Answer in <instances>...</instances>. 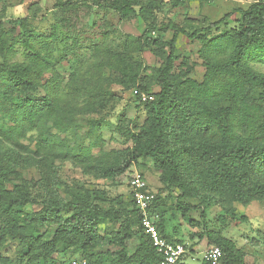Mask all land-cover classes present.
Wrapping results in <instances>:
<instances>
[{
  "label": "trees",
  "instance_id": "trees-1",
  "mask_svg": "<svg viewBox=\"0 0 264 264\" xmlns=\"http://www.w3.org/2000/svg\"><path fill=\"white\" fill-rule=\"evenodd\" d=\"M185 1L170 0L174 7ZM163 3L164 0H113L112 7L122 18L140 15L146 28L140 35L124 33L119 49L105 45L97 53L104 58L100 66L109 69L124 90L134 93L135 89L150 92L152 85L160 88L151 92L153 100L140 101L146 118L132 134V145L124 149L104 151L99 156L93 155L94 146L54 151V145H66L67 141H58L50 134L36 138L40 157L22 151L20 136L37 128L43 117H51L61 109L63 90L56 71L46 77L38 52L34 56L39 59L31 62L0 61V192H4L0 213L6 217L8 231L22 242L23 248H36L38 238L53 227L49 242L81 251L88 264H105L107 257H112L114 264H163L164 255L145 232L134 199L130 210L106 208L89 191L66 199L59 189L62 183L58 161H70L85 174L114 181L142 159H150L160 183L179 191L177 209L181 215L192 226L202 228L200 236L207 237L210 245L221 248L220 263L247 264L246 252L222 230L211 227L207 211L219 207V221L225 223L229 218L239 223L247 217L237 213L235 203L264 202V73L247 62L250 51L264 50V0L234 8L203 28L206 33L198 29L187 32L174 25L170 39L163 37L168 27L160 25L154 15ZM235 14L238 15L231 25ZM229 24V29L212 35ZM180 33L203 44L207 73L202 82L187 73L174 74ZM5 36L2 30L0 57H5L11 46ZM26 41L31 43L33 39L26 37ZM145 49H153L163 58L150 79L142 75L144 66L133 57ZM75 83L80 96L85 85L77 77ZM226 99L230 101L228 107L223 103ZM100 141L98 138L95 144L100 145ZM30 166L42 176L45 197L39 210L20 211L19 207L36 203V198L26 183L15 185L9 192L5 191V183L14 172ZM155 194L154 213L160 196ZM192 210H200L201 219L191 218ZM106 220L118 224L110 237L100 231ZM157 225L169 241L180 242L166 234L164 218ZM136 237V248L129 253V242ZM1 264L21 261L9 259Z\"/></svg>",
  "mask_w": 264,
  "mask_h": 264
},
{
  "label": "rangeland",
  "instance_id": "rangeland-1",
  "mask_svg": "<svg viewBox=\"0 0 264 264\" xmlns=\"http://www.w3.org/2000/svg\"><path fill=\"white\" fill-rule=\"evenodd\" d=\"M113 0H3L0 2V35L2 30L9 39L10 47L5 57L11 63L31 62L35 53L41 55L46 77L56 71L62 93L61 109L53 116H45L38 127L26 131L20 136L22 151L37 155L36 138L40 135H55L58 141H67L66 145L56 144L54 151H78L91 147L94 156L101 152L124 149L132 145V134L144 123L146 112L144 104L132 90L116 82L109 69L100 66L104 58L98 51L105 45L119 49L122 35H140L146 24L140 16L122 18L112 7ZM258 0H186L179 7L172 6L170 0H164L163 7L154 12L156 20L163 27H168L163 37L170 39L174 25L185 28L187 32L196 29L206 33L209 23L223 18L236 7H247ZM235 14L230 20L232 25ZM26 24V25H25ZM214 30L219 34L230 27ZM170 25V26H169ZM158 32H153V35ZM26 37L33 39L31 43ZM179 59L176 62V76L187 73L189 77L202 82L207 73V66L202 55L203 44L197 38H189L180 33L177 41ZM168 53V49H166ZM144 66L142 75L152 78L155 70L163 63L161 55L153 49H145L133 55ZM44 59L49 62H45ZM185 62V63H184ZM247 62L254 70L264 73V50H252ZM78 82L85 85L82 95L78 96L75 88ZM44 79L42 80V82ZM158 85H152L150 92L158 91ZM224 100V106H229ZM100 138V145L95 142ZM60 143V142H59ZM66 146V147H65ZM40 157V156H38ZM59 186L66 199L74 195L92 193L98 197L104 207H124L132 209L133 195L129 184L131 173L138 171L145 175L149 188L159 193L156 214L165 220V232L187 246L188 252L181 260L183 264H205L203 255L212 245L207 237L200 236L201 227H194L177 209L179 191L164 187L159 181V173L150 159H142L133 165L124 175L114 181L104 180L85 174L80 167L70 161L57 162ZM27 184L36 203L19 207L20 211L39 210L45 197L41 174L34 167L19 169L8 177L5 191L13 190L15 185ZM4 192H0L3 197ZM239 215L247 219L234 223L227 218L219 221L222 212L219 207L207 211L211 227L220 229L233 239L246 252L247 264H264V202L255 200L248 205L235 203ZM189 216L201 219L200 210H192ZM118 224L111 220L100 226L103 235L111 236ZM53 227L47 229L36 243V248H23L22 242L14 237L7 228L6 217L0 213V264L9 259L21 261V264H68L75 257H85L77 249L64 245H52L49 241ZM137 237L130 240L127 251L132 253L137 244ZM105 264H114L112 257H107ZM221 264V263H219Z\"/></svg>",
  "mask_w": 264,
  "mask_h": 264
},
{
  "label": "built area",
  "instance_id": "built-area-1",
  "mask_svg": "<svg viewBox=\"0 0 264 264\" xmlns=\"http://www.w3.org/2000/svg\"><path fill=\"white\" fill-rule=\"evenodd\" d=\"M134 95L141 101H151L155 95L151 92L134 90ZM129 184L133 195L134 203L141 214L142 226L145 232L150 236L154 246L164 255L163 264H176L181 261L188 252L185 244L181 242H172L165 238L158 228L159 216L152 211V205L156 198L154 191L149 189L147 179L141 172L131 173ZM222 257V250L219 246H211L203 255L205 264H219ZM70 264H88L84 257H75Z\"/></svg>",
  "mask_w": 264,
  "mask_h": 264
},
{
  "label": "crops",
  "instance_id": "crops-1",
  "mask_svg": "<svg viewBox=\"0 0 264 264\" xmlns=\"http://www.w3.org/2000/svg\"><path fill=\"white\" fill-rule=\"evenodd\" d=\"M150 189V188H149ZM154 191V190H153Z\"/></svg>",
  "mask_w": 264,
  "mask_h": 264
}]
</instances>
